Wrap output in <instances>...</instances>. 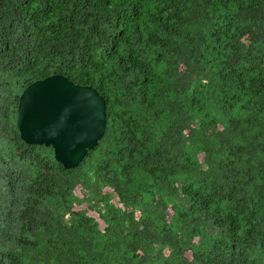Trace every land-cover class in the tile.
Segmentation results:
<instances>
[{
	"label": "trees",
	"instance_id": "16d2710c",
	"mask_svg": "<svg viewBox=\"0 0 264 264\" xmlns=\"http://www.w3.org/2000/svg\"><path fill=\"white\" fill-rule=\"evenodd\" d=\"M95 87L74 167L21 91ZM0 264H264V0H0Z\"/></svg>",
	"mask_w": 264,
	"mask_h": 264
},
{
	"label": "water",
	"instance_id": "95a60500",
	"mask_svg": "<svg viewBox=\"0 0 264 264\" xmlns=\"http://www.w3.org/2000/svg\"><path fill=\"white\" fill-rule=\"evenodd\" d=\"M16 123L25 142L51 145L57 161L74 167L103 136L106 103L95 87L52 73L21 91Z\"/></svg>",
	"mask_w": 264,
	"mask_h": 264
}]
</instances>
